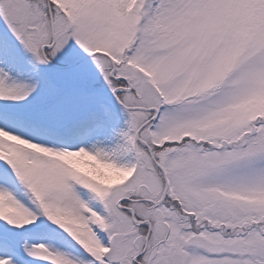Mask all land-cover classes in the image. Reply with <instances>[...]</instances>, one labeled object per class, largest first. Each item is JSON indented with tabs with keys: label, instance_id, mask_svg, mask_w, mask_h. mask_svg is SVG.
I'll use <instances>...</instances> for the list:
<instances>
[{
	"label": "snow or ice",
	"instance_id": "1",
	"mask_svg": "<svg viewBox=\"0 0 264 264\" xmlns=\"http://www.w3.org/2000/svg\"><path fill=\"white\" fill-rule=\"evenodd\" d=\"M0 264H264V0H0Z\"/></svg>",
	"mask_w": 264,
	"mask_h": 264
}]
</instances>
